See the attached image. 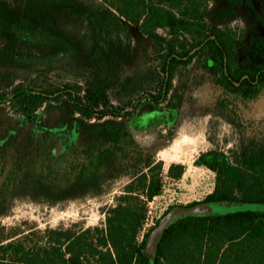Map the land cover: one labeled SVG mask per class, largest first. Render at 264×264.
Wrapping results in <instances>:
<instances>
[{"label": "rangeland", "instance_id": "rangeland-1", "mask_svg": "<svg viewBox=\"0 0 264 264\" xmlns=\"http://www.w3.org/2000/svg\"><path fill=\"white\" fill-rule=\"evenodd\" d=\"M0 1H6L11 10L26 4L34 12L49 10L51 27L68 42L64 54L48 58L49 49L44 45L28 36L21 38L14 52L22 53L24 65L0 59L2 99H8L16 88L53 91L67 84L99 108L113 105L134 113L133 118L83 121L79 126L80 116L58 96L42 103L37 118L30 122L21 114L18 101L0 102V230L36 233L102 227L105 211L127 183L132 166L150 155L163 164V188L148 203L138 235L141 241L146 234L150 238L167 213L175 212V221L186 215L177 207L200 202L214 190V173L193 165L199 154L217 149L232 157L264 145V93L246 104L226 103L214 76L202 68L200 57L178 67L171 91L155 107L146 95L158 91L155 77L160 64L155 45L140 37L134 26L108 15V20H99L93 11H89L93 16L73 12L55 0ZM73 2L103 10L111 0ZM253 7V11L240 8L231 14L221 0H212L207 21L221 30H232L240 42L264 40V28L254 21L255 13L264 19V0H254ZM130 78L132 82L126 83ZM137 84H142L138 92ZM170 109L177 113L174 122L168 121ZM109 123L123 125L134 143L115 151L116 162L109 170L95 163L88 168L87 175L98 178L104 190L91 197V190L79 186L81 153L87 142L100 150L106 147L96 139L97 129L90 127L105 128ZM174 164L184 167L178 181L168 176ZM140 167L138 164L136 169ZM26 179L28 186H24ZM206 206L213 216L264 213V204Z\"/></svg>", "mask_w": 264, "mask_h": 264}, {"label": "trees", "instance_id": "trees-1", "mask_svg": "<svg viewBox=\"0 0 264 264\" xmlns=\"http://www.w3.org/2000/svg\"><path fill=\"white\" fill-rule=\"evenodd\" d=\"M33 2V0H30ZM212 0H111L108 9L91 10L73 0H55L73 12L89 11L99 20L124 21L134 26L140 37L155 45L159 61V76L155 77L158 91L146 97L158 107L169 91L175 72L196 57L202 59V68L214 80L226 103H249L264 93V40L250 38L240 42L230 29L221 30L207 21L208 5ZM225 10L253 11L254 0H221ZM15 11V14L12 13ZM106 15H108L106 17ZM106 17V18H105ZM254 21L264 28V19L254 14ZM50 11L34 12L24 8L11 10L6 1H0V59L15 65H24L22 53L14 47L24 36L35 39L49 49V57L62 55L67 50L63 33L50 25ZM127 79L126 83H131ZM136 92L142 84L136 85ZM56 95V96H55ZM63 98L83 121H102L105 118H133L134 113L107 105L102 108L83 98L67 84L53 91L16 88L8 99L18 101L21 114L34 121L37 109L51 98ZM176 111L170 109L168 121L174 122ZM98 128L95 137L105 143L103 150L91 144L84 145L80 161L79 186L91 190V197L102 195L100 180L87 175L95 163L109 170L116 162L115 151L134 143L123 125L109 123ZM129 173L127 183L113 204L105 211L102 227L56 228L24 233L0 230V264H264V213L239 212L226 215H185L173 221L158 237L153 254L147 253L146 234L138 235L146 221L148 203L162 191L160 161L146 155ZM141 164L140 168L136 166ZM215 175L214 190L200 202L177 208L211 204H264V145L232 157L223 151L211 149L198 155L193 162ZM42 173V172H40ZM182 165H171L168 176L180 180ZM31 175V173L26 176ZM41 175V174H40ZM27 181L24 186H28Z\"/></svg>", "mask_w": 264, "mask_h": 264}, {"label": "water", "instance_id": "water-1", "mask_svg": "<svg viewBox=\"0 0 264 264\" xmlns=\"http://www.w3.org/2000/svg\"><path fill=\"white\" fill-rule=\"evenodd\" d=\"M202 205V206H196L193 208H190L189 210H180L181 212L185 213L186 215L191 214V215H209L211 211V207ZM175 216V212H169L167 213L157 224L156 228L152 231L148 244H147V253L153 254L155 250V244L162 233L164 229H166L172 222L173 218Z\"/></svg>", "mask_w": 264, "mask_h": 264}]
</instances>
